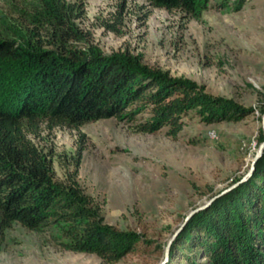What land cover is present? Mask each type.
<instances>
[{"label": "rangeland", "instance_id": "rangeland-1", "mask_svg": "<svg viewBox=\"0 0 264 264\" xmlns=\"http://www.w3.org/2000/svg\"><path fill=\"white\" fill-rule=\"evenodd\" d=\"M66 1L76 10L74 26L82 39L73 46L138 57L152 71L192 81L205 94L249 112L236 122L207 124L191 111L176 137L169 127L134 131L151 118L146 110L134 121L110 118L78 130L57 128L34 140L57 181L74 170L82 146L78 181L103 222L142 236L135 253L113 264H187L184 256L203 262L202 254L186 247L170 262L182 231L167 257L166 249L191 212L248 174L263 143L264 0H209L197 17L146 0ZM37 4L0 0V35L22 38L32 28L27 13ZM64 227L31 231L12 224L0 239V264H106L96 255L64 249Z\"/></svg>", "mask_w": 264, "mask_h": 264}, {"label": "trees", "instance_id": "trees-1", "mask_svg": "<svg viewBox=\"0 0 264 264\" xmlns=\"http://www.w3.org/2000/svg\"><path fill=\"white\" fill-rule=\"evenodd\" d=\"M146 1L192 17L209 3ZM27 15L32 28L22 38L0 35V239L14 223L31 231L64 224V249L116 263L137 251L142 236L103 222L78 181L82 146L74 170L57 181L34 140L57 128L78 130L110 118L134 121L146 110L151 118L134 131L152 134L169 127L176 137L191 111L207 124L236 122L249 112L205 94L192 81L152 71L138 57L73 46L82 39L74 26L76 10L66 0H38ZM184 247L204 257L195 262L184 256L187 264H264V153L249 180L187 222L170 248L171 263Z\"/></svg>", "mask_w": 264, "mask_h": 264}, {"label": "water", "instance_id": "water-1", "mask_svg": "<svg viewBox=\"0 0 264 264\" xmlns=\"http://www.w3.org/2000/svg\"><path fill=\"white\" fill-rule=\"evenodd\" d=\"M262 126H263V132H264V115H263V117H262ZM263 153H264V142L260 145L259 150H258V152H257V155L255 156V158H254V160H253V162H252L251 169H250V171L248 172V174H247L243 179H241L238 183H236L234 186H232V187L229 188L228 190H225L224 192H222L221 195H224L225 193H227V192L231 191L232 189H234L235 187H237L239 184L244 183V182H246L247 180H249L250 177L252 176L253 172H254V169H255V165H256V163H257L258 160L262 157ZM221 195H220V196H221ZM218 197H219V196H218ZM215 199H216V198H214L213 200H211V202H213ZM211 202H210V204H211ZM210 204H208V205H206V206H204V207H200V208L194 210L193 212H191V213L187 216L185 223L187 224V222L193 217L194 214L200 212L201 210H204V209L207 208ZM186 224L183 225L182 229H180V230H179V231L173 236L172 240L169 242V244H168V246H167V249H166V254H165L166 257L168 256L169 248H170V245H171L172 241L175 239V237L177 236V234L183 230V228H184V226H185Z\"/></svg>", "mask_w": 264, "mask_h": 264}]
</instances>
